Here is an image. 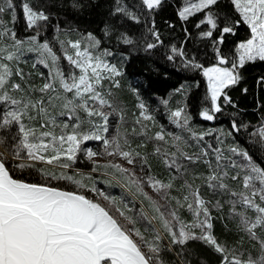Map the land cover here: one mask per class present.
Returning a JSON list of instances; mask_svg holds the SVG:
<instances>
[{
	"label": "snow or ice",
	"instance_id": "snow-or-ice-1",
	"mask_svg": "<svg viewBox=\"0 0 264 264\" xmlns=\"http://www.w3.org/2000/svg\"><path fill=\"white\" fill-rule=\"evenodd\" d=\"M227 3L239 19L223 11L225 0H180L177 8L185 24L202 14L193 27L211 42L216 64L205 67L189 54L187 28L184 44H173L166 53L168 61L179 58L185 69L200 70L206 79L207 106L199 112L204 121L217 119L225 107L236 109L228 90L244 80L246 65L264 62V0ZM164 4L111 0L99 37L86 32L61 40L59 33L68 37L78 31L61 28L70 24L68 14L82 15L92 3L23 0L19 7L26 29L35 34L19 38L3 20L10 12L15 22L18 6L0 0V264H208L194 251L196 245L215 254L218 264H264V116L249 133L260 146L257 155L234 135L247 131L248 124L233 119L230 131L219 130L216 146H205L204 138L213 133L191 126L186 104L168 109L178 131H167L143 101L126 127L127 112L114 100L123 72L110 62L114 52L103 44H136L121 21L139 24L142 14L151 17ZM134 7L141 15L130 10ZM53 18L62 55L48 41H39ZM241 26L250 34L237 44V58L229 60L221 46ZM147 32L151 41L139 39L150 53L163 40L154 20ZM29 54L35 61L26 59ZM22 65H42L48 72L26 73ZM257 83L264 86V75ZM175 91L182 93L185 86ZM162 103L167 107V100ZM134 140L139 141L135 146ZM90 141L100 142L101 149L88 147ZM82 162L91 165L87 172L77 167ZM93 173L105 177L99 183L120 187L131 199L101 189ZM217 220L226 230L233 223L240 233L236 244L243 247L247 239L256 254L245 256L221 240L215 234Z\"/></svg>",
	"mask_w": 264,
	"mask_h": 264
},
{
	"label": "trees",
	"instance_id": "trees-1",
	"mask_svg": "<svg viewBox=\"0 0 264 264\" xmlns=\"http://www.w3.org/2000/svg\"><path fill=\"white\" fill-rule=\"evenodd\" d=\"M33 3H37V0H32ZM92 3L91 8L86 9L82 15L73 16L71 13L68 14L70 24L61 23V28H69L75 26L78 31L72 32L70 36L65 37L63 32L59 33V38L64 39H78L81 33L92 32L98 37L101 35V29L104 21L108 19L107 12L110 8L111 0H88ZM127 4L138 3V0H125ZM14 3L18 6L16 8L17 19L15 22L11 19V13L6 12L3 14V20L7 26L13 28L19 38H26L30 35H34V31L26 29V23L22 17V9L19 7L22 5L23 0H14ZM180 0H165L164 6L159 9L153 16L149 17L146 14H142L139 8H131L130 10L136 11L138 15H141V22L136 24L132 21H121L122 24L128 29L133 39L137 41L134 45H117L115 42H108L107 40L103 44V47H108L114 52L113 57H109L111 63L116 64L121 71L123 76L120 77V89H114V100L115 102L124 107L127 112L126 127H131L133 119V113L138 112L136 105L143 101L149 111L155 116L157 124L163 125L167 131H178L174 125L169 121L168 109H175L181 105L186 104L187 112L191 116V126L198 132L212 131V135L206 136L204 142L216 146V137L219 134V130L230 131V125L233 119L237 122H242L249 125L247 131L241 130L240 133L234 135L240 144L245 148H250L260 155L259 145L254 141L255 137H250L249 133L254 131L256 127L260 126L262 116H264V86L257 83L259 77L264 75V62L250 63L246 65L243 71L244 80L237 87L228 90L229 95L233 98L237 104L236 109L231 107H225L223 114H217V119L213 121H204L200 116L199 112L205 107L206 102L204 97L207 92V82L203 77L200 70H189L185 69L179 58L175 63L170 62L166 59V53H168L170 46L175 44L177 46L184 44L185 32L187 28L192 33L191 39L187 42L186 47L190 55H195L197 62L202 63L205 67L212 66L217 63L213 46L210 41L201 39L198 36V30L193 27L194 23L200 18L198 14L196 17L190 18V22L185 24L180 21L177 15V8ZM98 5V6H97ZM223 11L235 15L239 19V14L235 13L234 7L227 3L223 6ZM60 19L63 20V14ZM155 21V27L159 31L163 45L157 49H153L150 53L143 50L144 41L140 40L141 36H146L149 41L153 38L148 34L147 28L151 26L152 21ZM56 18H53L51 25L41 30L39 37L40 42L48 41L54 50L57 51L58 55H62L59 50V44L56 40L57 32L55 29ZM173 25L174 27H169ZM120 30H125L122 27ZM250 31L246 26H241L237 29V35H228L225 39V43L221 46L224 54L232 60L237 58L235 48L237 44L246 38H248ZM26 59L35 61V54H29ZM61 66L66 67L67 61L61 60ZM24 71L27 72H44L47 74L48 69L42 65H37L36 69H31L30 65H22ZM34 82L40 83L39 77H33ZM185 86V91L177 93L175 90L181 86ZM198 85V86H197ZM247 88V94H244L242 89ZM135 89V92L133 91ZM137 93L139 99H137ZM167 100V107L162 101ZM235 113V115H234ZM158 129L154 128L153 131ZM138 140L133 141V146L138 143ZM229 138L226 143H230ZM88 147H92L94 150L101 149L100 142L90 141L87 142ZM151 150V145H149ZM155 168L156 162L152 161ZM82 171L87 172L91 165L87 162L78 163ZM158 174H161L157 170ZM19 175V174H18ZM26 179L32 180L33 182L40 181L39 176H27L24 174ZM93 176L98 179V186L110 192L113 196H124L125 200H130L124 190L120 187L108 188L103 183H99V180L105 179L100 173H93ZM53 184L56 182L53 181ZM199 183V181L197 182ZM61 187H64V183L61 182ZM74 186L68 185L69 190H72ZM185 218H189L187 213H184ZM226 230L224 225L219 221H215V234L221 240H227L230 246H236L240 251L245 253V256L249 251L253 255L256 254V250L252 248V245L245 239L243 247L236 244L239 239L240 233L237 231L233 223L228 224ZM194 251L199 254L200 257H206L208 264H218V257L211 253L208 249H203L196 245ZM195 259V257H194Z\"/></svg>",
	"mask_w": 264,
	"mask_h": 264
},
{
	"label": "rangeland",
	"instance_id": "rangeland-1",
	"mask_svg": "<svg viewBox=\"0 0 264 264\" xmlns=\"http://www.w3.org/2000/svg\"><path fill=\"white\" fill-rule=\"evenodd\" d=\"M213 66V65H212ZM208 67H211V66H208ZM207 82V81H206ZM109 159H111V158H109Z\"/></svg>",
	"mask_w": 264,
	"mask_h": 264
}]
</instances>
